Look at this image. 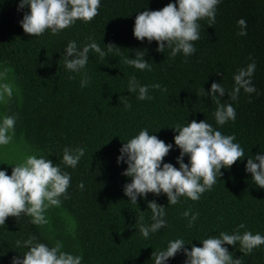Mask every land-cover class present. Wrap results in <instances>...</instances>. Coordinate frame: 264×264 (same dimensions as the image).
I'll use <instances>...</instances> for the list:
<instances>
[{"label": "trees", "instance_id": "obj_1", "mask_svg": "<svg viewBox=\"0 0 264 264\" xmlns=\"http://www.w3.org/2000/svg\"><path fill=\"white\" fill-rule=\"evenodd\" d=\"M19 2L0 0V72L11 69L7 82L13 85L12 97L0 102V120L16 117L12 141L0 145V170L11 175L26 156L43 155L71 180L66 198L60 197L61 205L46 210L48 224L34 225L22 213L0 226V264H12L13 257L23 259L28 250L23 242L31 237L49 247L60 241L62 251L82 256L81 264H154L153 251L166 250L176 239L184 240V248L190 250L221 232L264 236V189L245 170L249 156L264 155V0H220L214 24L209 26L207 18L198 21L200 39L192 42L195 52L190 56L182 52L172 56L169 47L161 53L156 41H138L133 35L139 13L161 10L176 0H100L98 15L90 22L77 20L56 34L46 30L40 36L23 31L20 21L29 8L18 9ZM240 19L246 21L243 29L237 23ZM242 30L246 35H239ZM71 41L78 51L95 42L107 55L102 58L90 50L84 68L69 70L65 49ZM108 44L119 47V52H109ZM137 51H144L150 71L124 63ZM252 62L256 91L249 94L241 89L232 100L234 75ZM131 77L148 86L151 99H138V90L128 92ZM85 78L88 83L82 87ZM213 82L225 88L224 96H217L236 112L235 120L224 125L215 121V101L201 95L202 88L207 93ZM157 83L161 87L153 88ZM192 120H205L223 135H234L245 157L222 168L216 183L197 201L181 196L172 205L166 194L148 193L138 196L137 204L130 202L123 190L131 182V177L122 175L127 164L117 163L123 144L147 129L172 145L161 167L170 163L179 169L174 127ZM66 147L84 149L74 168L62 161ZM188 161L185 155L183 163ZM150 201L165 207L166 223L145 238L139 227L154 222ZM189 210L190 215L183 216ZM240 224L245 227L239 228ZM222 246L241 264H264V244L247 255L239 242ZM186 259L182 249L165 264H184Z\"/></svg>", "mask_w": 264, "mask_h": 264}, {"label": "clouds", "instance_id": "obj_2", "mask_svg": "<svg viewBox=\"0 0 264 264\" xmlns=\"http://www.w3.org/2000/svg\"><path fill=\"white\" fill-rule=\"evenodd\" d=\"M220 0H176L168 3L161 10H145L135 17L133 35L138 41L147 39L157 42V51L163 53L165 47L171 48V55L182 52L190 56L195 52L194 41L200 39V25L198 21L207 18L209 26L215 23L217 5ZM28 6L29 11L23 16L20 25L23 31L30 36H40L46 30L53 34L68 28L77 20L90 22L98 15L100 0H20L18 9ZM241 28L246 27V21H237ZM239 35H246L241 31ZM109 52L120 48L114 44L106 45ZM95 51L100 57H105L99 45L91 42L82 50H77L74 41L68 43L65 49V66L72 71H78L88 62V53ZM71 57V59L69 58ZM144 51H137L135 58H125L124 63L139 70H151L148 61L143 59ZM256 64L249 63L247 67L238 69L233 79L235 86L229 95L232 100L237 99L241 89L246 93L256 91L252 85L251 77ZM11 69L5 68L0 72V80H7ZM88 83L87 78L81 81V86ZM160 88V84L152 85ZM139 92L138 99H151L148 86H141L135 77L129 79L128 92ZM166 91V89H163ZM225 88L221 83L213 82L207 93L202 88L201 95H208L214 100L217 107L214 113L218 125H224L235 120L236 112L231 104L222 103L219 97L224 96ZM219 94V97L217 96ZM13 95L11 83L0 84V102L7 103ZM125 107H131L125 103ZM16 117L4 116L0 122V145H8L13 138ZM174 130V143L180 149L177 157L179 169L170 163H163V158L172 148L171 144L150 135L147 129L141 130L137 136L124 143L120 149L117 163L123 161L127 164L122 175L131 177V182L124 186V195L129 201L137 204V197H145L148 193L166 194L168 204L175 205L181 196L197 201L202 193L210 190L222 175V168H230L235 162L245 157L243 148L234 143V135H223L215 130L211 124L202 120H192L186 126L176 125ZM84 155L83 148H64L62 161L69 167H75ZM187 155L189 161L183 163ZM258 161V163L254 162ZM246 172L251 173V179L260 188L264 189V155L249 156L245 165ZM71 177L63 172L45 156L28 155L22 163L14 165L11 175L0 170V226L5 224L8 217H19L22 213L31 217V223L43 226L49 223L45 212L50 207L61 205V196H65L70 185ZM202 181V182H201ZM83 183L79 184L83 188ZM66 198V196H65ZM152 212L150 226L143 224L139 232L147 238L150 232H157L165 226V207L159 206L155 201L148 202ZM190 210L183 216L188 217ZM199 214L191 216L189 227ZM245 225L240 224L239 228ZM239 242L240 250L250 254L253 249L264 244V236L245 231L242 235L237 232L227 234L221 232L219 237L209 236L201 241L202 246H192L190 250L184 248L186 244L182 239L170 241L166 250L153 251L154 264H165L169 258L174 257L183 249L187 257L184 264H241L239 259H233L232 253L222 245H236ZM17 246L21 241L16 242ZM28 250L23 259L13 257L12 264H81L82 256L62 251V243L56 241L52 247L35 241L31 237L23 242Z\"/></svg>", "mask_w": 264, "mask_h": 264}, {"label": "rangeland", "instance_id": "obj_3", "mask_svg": "<svg viewBox=\"0 0 264 264\" xmlns=\"http://www.w3.org/2000/svg\"><path fill=\"white\" fill-rule=\"evenodd\" d=\"M2 83H8L7 80H0ZM1 122V120H0Z\"/></svg>", "mask_w": 264, "mask_h": 264}]
</instances>
